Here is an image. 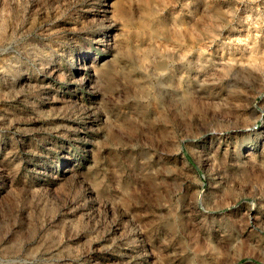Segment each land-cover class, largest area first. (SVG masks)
I'll return each instance as SVG.
<instances>
[{"label":"rangeland","instance_id":"1","mask_svg":"<svg viewBox=\"0 0 264 264\" xmlns=\"http://www.w3.org/2000/svg\"><path fill=\"white\" fill-rule=\"evenodd\" d=\"M0 264H264V0H0Z\"/></svg>","mask_w":264,"mask_h":264}]
</instances>
